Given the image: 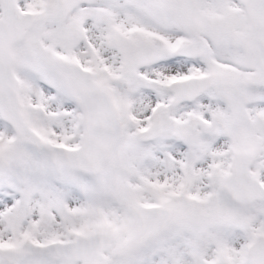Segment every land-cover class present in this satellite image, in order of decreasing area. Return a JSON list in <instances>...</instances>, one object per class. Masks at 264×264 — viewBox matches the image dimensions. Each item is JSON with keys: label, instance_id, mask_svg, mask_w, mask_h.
<instances>
[{"label": "snow or ice", "instance_id": "6c2138e0", "mask_svg": "<svg viewBox=\"0 0 264 264\" xmlns=\"http://www.w3.org/2000/svg\"><path fill=\"white\" fill-rule=\"evenodd\" d=\"M0 264H264V0H0Z\"/></svg>", "mask_w": 264, "mask_h": 264}]
</instances>
